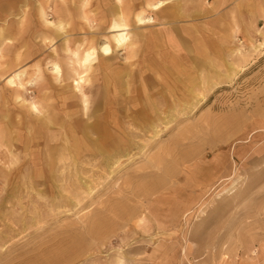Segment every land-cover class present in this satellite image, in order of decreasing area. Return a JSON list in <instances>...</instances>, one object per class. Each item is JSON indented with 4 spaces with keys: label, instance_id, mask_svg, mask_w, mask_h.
Wrapping results in <instances>:
<instances>
[{
    "label": "rangeland",
    "instance_id": "374dc122",
    "mask_svg": "<svg viewBox=\"0 0 264 264\" xmlns=\"http://www.w3.org/2000/svg\"><path fill=\"white\" fill-rule=\"evenodd\" d=\"M62 1L0 0V27L38 34L42 5L80 53L109 39L115 0ZM157 1L127 0L131 43L93 63L87 112L67 48L41 113L28 87L0 97V264H264V0Z\"/></svg>",
    "mask_w": 264,
    "mask_h": 264
},
{
    "label": "crops",
    "instance_id": "0c3cea01",
    "mask_svg": "<svg viewBox=\"0 0 264 264\" xmlns=\"http://www.w3.org/2000/svg\"><path fill=\"white\" fill-rule=\"evenodd\" d=\"M60 1L63 3L62 0ZM232 2H234V6H237L239 3L238 0H234V1L232 0ZM58 5L60 4L58 3ZM166 5H169V3ZM114 6H117V7H114ZM112 7H113V11L115 12V13L113 12L114 13L113 18L116 17L118 13V8L122 9L127 16L129 15L127 0H121L120 2H117V0H115L114 5ZM40 8H42L45 11V8H43V6L41 5L39 7L38 15H39V19L42 20L43 18L44 22L42 21L43 22L42 28L40 29V32H38V34L28 33L27 31L25 33L24 32L25 18H21V17H19L18 19H13V22H10L11 24L10 27H3V26L0 27V67H1L0 68V81L4 79L7 82V78L9 76L13 75L17 71H20V72H23V74L21 75V78H22L21 80L23 81V84H24V88L18 87L17 89H13L9 87L8 85H5L6 86L4 89L5 91L3 89H0V97L4 98L5 104L8 103L9 101V98H5V97H8V93L10 95H13V98H15L14 99L15 101L19 102V98L23 96L22 90L24 89L27 90L26 88L28 87L31 89L32 93L35 94V92H37L36 96L30 97L29 99L31 98L38 99L41 102V104L44 106L43 109H45L49 107L48 104H50V100L52 99L51 98L52 91L50 90V87L56 88L57 91H58V88L63 87L61 83L62 81L61 78L65 76L64 75L65 72H63L62 63L64 62V59L66 58V56L68 58V53L66 51V48H67V45L70 46L71 48H74V46L77 45L78 40H74V36L72 35V32L71 34L68 33V31L71 29H68L67 19L63 17V14L57 8L54 7V13L56 15V19L54 21H49V20L47 21L45 19V16L42 17L40 13ZM45 14H46V11H45ZM113 18H111V21ZM14 20H17V21L14 22ZM111 21L109 22L111 23ZM47 22H50V23H47ZM59 23L63 25L62 29H59L57 27ZM28 44L32 45L35 48L34 50V53H36L35 58H30V56H28L26 52H23L21 50L20 47L27 46ZM47 46H50L51 49L49 53L53 56V58H49L48 60H46L45 63L39 62L40 59L38 57L41 56V54L45 52V49H47ZM12 47H13L12 54H15V58H12V59L5 58V56L8 54V48L12 49ZM42 47L45 49H42ZM40 50L42 51L40 52ZM105 59H107L109 63V67L107 68L109 71L111 68V62H110L111 59L110 57L105 58ZM105 59L104 58L102 59V57L100 56L98 62L101 63L102 69L106 71L105 69L106 67H104ZM24 60H31V61L33 60L34 62L31 63L29 66L20 67V68H17L16 70L14 69L10 71L8 74H4L5 72L2 71V68L9 67L10 61L13 63L14 62L20 63V62H23ZM54 61L58 62L63 72L59 80L55 77L54 73H52L51 71L52 63ZM37 67L40 68L39 73L37 72ZM70 85L71 84H67V86L71 90L72 87ZM59 91L60 93H62L61 89ZM4 92L7 93V96H5ZM21 98L26 99L24 96ZM64 101H66V97L64 98V96L61 95L60 102L63 104ZM5 104L3 105L5 106ZM22 104L28 107L25 102L24 103L22 102ZM50 116L53 119L60 117V116L58 117L56 114L55 115L49 114V118Z\"/></svg>",
    "mask_w": 264,
    "mask_h": 264
},
{
    "label": "bare ground",
    "instance_id": "6f19581e",
    "mask_svg": "<svg viewBox=\"0 0 264 264\" xmlns=\"http://www.w3.org/2000/svg\"><path fill=\"white\" fill-rule=\"evenodd\" d=\"M120 1L121 0H117V2H120ZM82 2H81V4H82ZM86 2H88V0H86ZM163 3H164L163 0H158L155 3L148 2V4H146V5L151 7L152 9H157L160 6H162ZM85 6H86V3H85ZM114 7H117V6H114ZM41 13H42V15H44L43 11H41ZM87 17H88V15H87ZM127 17L128 16L124 13V11L122 9L118 8V13H117L116 17H114L112 22H111L112 34L110 35L109 39H107L105 41V43H103L102 45L99 46V48H97L93 43H90L80 53L78 51L79 49L71 48V47L67 46V51L70 53V61H71L72 66H73V70L75 71L74 74H76L74 79L72 77L73 88L78 90V92L80 94L79 97H81V103L83 106V111H86L89 107V97H88L87 93L84 91L83 86L89 82L88 73H89L91 67L93 66V63L97 60V58L99 56H101L102 59L103 58L104 59L109 58L110 55L113 54L116 49L127 47L129 45V43H131L130 42L131 36H130L129 31H128L129 30V28H128V26H129L128 21L129 20L127 19ZM135 20L138 24H144L146 22H150L152 20V17L151 16H144V14L142 12H136L135 13ZM57 27L59 29H61L60 26H57ZM105 63H107V64H105V67L108 68L109 63H108L107 59H105ZM52 68H53V73H55V75H57L58 78L62 76L61 66L58 64V62L54 61L52 63ZM22 71H24V70H22ZM37 72L38 73L40 72L39 67H37ZM22 74H23V72H20V71L15 72L12 76H10L8 78V82L11 84H14V85H15V83H18V85L20 87L24 88L23 81L21 80ZM182 79L190 82L189 74L187 72L186 73L184 72L182 75ZM28 102L27 103H28L29 107L33 111H35V112L41 111V103L39 102V100L37 101V100L32 99V100H29Z\"/></svg>",
    "mask_w": 264,
    "mask_h": 264
}]
</instances>
